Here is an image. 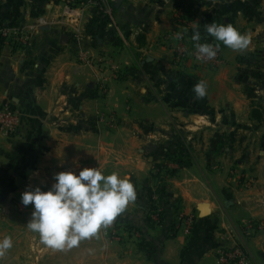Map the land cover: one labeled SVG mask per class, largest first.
<instances>
[{
    "label": "crops",
    "instance_id": "crops-1",
    "mask_svg": "<svg viewBox=\"0 0 264 264\" xmlns=\"http://www.w3.org/2000/svg\"><path fill=\"white\" fill-rule=\"evenodd\" d=\"M174 1L104 0L110 14L86 7L75 23L60 17L53 0H0V24L29 32L27 46L4 43L0 50V105L18 109L21 119L16 135L0 133V240L7 236L13 202L18 222L29 221L33 206L21 203L23 191L47 190L57 172L84 167L131 178L136 199L113 224L144 233L142 242L132 243L106 238L102 226L79 242L81 255L65 247L63 255L52 249L20 256L10 248L0 264H218L216 253L230 245L236 227L264 222V153L259 162L237 164L252 179L249 186L229 175L234 162L216 158L219 136L254 125L248 94L264 110V0H205L187 31L172 19ZM233 15V26L250 37L246 49H218L221 63L213 69L197 68L193 59L175 62L167 34H193L198 27L202 35L213 17L227 22ZM99 56L115 69L100 74ZM248 56L256 57L255 76L242 71ZM200 81L206 94L196 99L193 86ZM103 111L114 113L111 126L98 121ZM258 127L256 134L264 123ZM179 136L190 159L167 179L162 226L152 230L145 212L151 154ZM178 213L193 216L189 235L175 229ZM241 235L248 263L264 264V232Z\"/></svg>",
    "mask_w": 264,
    "mask_h": 264
},
{
    "label": "clouds",
    "instance_id": "clouds-1",
    "mask_svg": "<svg viewBox=\"0 0 264 264\" xmlns=\"http://www.w3.org/2000/svg\"><path fill=\"white\" fill-rule=\"evenodd\" d=\"M205 28L215 40L234 51H242L249 46L250 37L231 24L213 22ZM181 38V34L177 33L176 39ZM191 38L197 42L196 60L215 57L218 45L199 43L198 27L193 28ZM193 92L196 99L203 98L206 94L205 82L196 83ZM54 181L47 190L37 186L23 191L21 203L33 206L27 227L39 234L42 243L56 249L72 248L81 240L96 236L102 226H110L136 199V190L129 176L120 177L114 172L104 175L97 167H84L78 173L60 171L54 175ZM11 247V238L5 236L0 240V255Z\"/></svg>",
    "mask_w": 264,
    "mask_h": 264
},
{
    "label": "built area",
    "instance_id": "built-area-1",
    "mask_svg": "<svg viewBox=\"0 0 264 264\" xmlns=\"http://www.w3.org/2000/svg\"><path fill=\"white\" fill-rule=\"evenodd\" d=\"M56 4L61 6V18L72 20L77 23L82 16L83 11L86 7H92L97 9H103L110 14L108 8L104 5V0H53ZM181 13V12H180ZM175 22L181 25H186L189 20L182 14H178L174 18ZM185 35H181V39H176V35L167 34L163 39L169 46L174 54L176 62L183 65L188 59H193L195 64L198 66H209L215 67L221 63V57L219 51H216V55L212 59H203L201 61L196 60L198 55L195 44L197 42L193 41L192 38ZM0 37L3 38L4 43H7L10 47H25L29 43V32L24 31L19 27L0 24ZM171 43V44H170ZM199 43H204L199 41ZM209 44L210 42H206ZM170 44V45H169ZM214 46V45H213ZM83 61L88 62L89 60L85 57L82 58ZM95 64L98 66V71L100 74L106 69H115L112 62L108 57L99 56L95 60ZM99 82V90L102 93L106 92L105 80L97 75ZM115 120V115L113 112H100L98 114V121L108 123L112 125ZM20 111L13 108L8 104L0 105V133L5 136H14L17 134L20 126ZM176 165L173 161L164 162L165 168H173ZM159 169V168H158ZM157 168L154 169L156 173L159 171ZM175 169V168H174ZM153 171V169H152ZM162 187L159 185L152 186L149 192V206L147 210L148 219L150 225L153 229L159 228L162 225V211L156 204L159 194H161ZM176 230L182 229L186 234H190L193 225V216L184 213H178L175 218ZM263 227V228H262ZM248 230L245 235L256 234L258 232L264 231V226L258 221L251 223L248 226ZM105 233L110 238H115L124 241H130L132 243L142 242V236L139 231L135 228L118 227L116 224L108 226L105 229ZM231 243L216 253V260L218 264H249L248 263V252L246 246L243 242L242 236L240 237L236 232H232Z\"/></svg>",
    "mask_w": 264,
    "mask_h": 264
},
{
    "label": "rangeland",
    "instance_id": "rangeland-1",
    "mask_svg": "<svg viewBox=\"0 0 264 264\" xmlns=\"http://www.w3.org/2000/svg\"><path fill=\"white\" fill-rule=\"evenodd\" d=\"M204 2H205V0H202V4L199 6V9L203 6ZM178 14L181 15L179 9L177 7H174V11H173V14H172V19H173L174 23L176 25L184 27L186 29V31H187V29L190 27V24L193 22L194 19L193 20H189V23L183 26L181 24H178L174 20L175 16L178 15ZM186 34L187 33L185 32V36H186ZM187 36L190 38V37H192V34L188 33ZM203 42L206 43V41H203ZM210 43H212V42H210ZM214 46H216V45L214 44ZM262 50H264V49H261L260 51H262ZM255 60H256L255 56L254 57L253 56H248L247 57L245 63L248 66L242 64V71H244L243 73H247V74L253 75V76L258 74V73H256L257 64H256ZM175 62H176V60H175ZM242 62H244V60ZM178 65H180V64H178ZM197 68H200V69H210V68H212L213 69V68H216V66L215 67L200 66V67H197ZM256 78H258V77L256 76L255 79ZM260 88L262 89L263 86L262 87L260 86ZM248 95H249L248 99H249V106H250V116H251L252 121L254 122V125L252 124V127H250V129L248 128V129L244 130L246 132H244V131L242 132L241 131L242 133L233 134V135L222 134L221 136L218 137V141H219L220 138H225V137H228V136H232L233 139L230 142H225L220 149H218V143H217V149H216L217 150L216 153L218 154V156L216 158L221 159V160H225L224 162H234L233 164L230 165V168H229V175L232 176V179L235 178V180H237L238 183H244L247 186H249V185H251L253 183L252 179L249 178L250 176L249 177L244 176V173L242 171L237 170V168H236L237 164H239V162H253L252 164H254V162H259L262 153H264V139L260 138L261 135H263V137H264V133H262V132H264V129L262 131H260L258 134L254 133V131H255L254 128H256L258 130V128H259L258 124L260 122H261V124L264 123L263 122V120H264V110H262L259 105L255 104V101H254L252 95H250V94H248ZM255 107L256 108H260V111H261L260 112V117H259L261 119L260 121H257L256 118L252 117L251 110H252V108H255ZM263 107H264V104L262 105V108ZM250 133H252V134H250ZM182 146L185 149L184 150L185 158L187 160H189L191 152L189 150H187V148L185 147L184 143H182ZM161 152H162V150L159 149L157 151V153H159V155L155 154L154 156H152V160H151L152 167L151 168L153 169V171L151 169V172L156 174V171H154V169H156V167H154V165H153L154 163L162 165L163 167H162L161 173H163V175L165 176V181H167V179L169 178L168 171H170L171 169H174V168L176 170H178L180 168V166L176 164L173 168H169V167L165 168L164 162L169 161V160L164 159L163 156L161 155ZM252 164H251V166H252ZM149 178H150V175H149ZM150 179H151V182H152L151 187L152 186L154 187V185L158 186L159 181L156 182V180H154L152 177ZM151 187H150V189H151ZM162 190L163 191H161V194H159V196L157 198V201H156V204L161 209V211H162V208L160 206V202H161V200H162V198L164 196V193L166 192V183L163 185ZM12 204H14V206H12L9 209V212L7 213L8 214L7 236L10 237L11 240H12V247H11V251H10L11 255H20V256H22V255H32V254L33 255H48L49 253H52L51 252L52 249L54 250V252L63 255V253H64L63 249H56V248H51L50 249L49 246H47V245H45L44 243L41 242L38 233L33 232L30 229L24 230V228H23L24 224H25V227H26L27 223H28V220H25V219L22 218L18 222L17 213H16V204H15V202H13ZM148 206H149V200H148ZM148 206L146 207V211H145L147 218H148V215H147ZM162 215H163V213H162ZM28 219L29 220L31 219V215L28 216ZM256 221H258L259 223H261L264 226V222L263 221H259V220H256ZM256 221H250V222L242 224L241 226L236 227L235 232L240 237L242 236L241 234L245 235V232L249 229L248 226L251 223H254ZM148 222H149V219H148ZM162 222H163V216H162ZM3 223H4V221H3ZM111 225H113V223ZM149 226H150V228L152 230H157L162 225L159 228L153 229L152 226L150 225V222H149ZM174 227L176 228V224H174ZM107 228L108 227H104V236L106 238H109V239H115V238H110L105 233V229H107ZM262 232H264V231H262ZM41 243L43 244V247H41ZM70 251L71 252H68L69 254L81 255L85 251V249L83 247H80L79 244H78L77 246L70 248ZM14 264H32V263L31 262L30 263H26V262L22 263V262L17 261Z\"/></svg>",
    "mask_w": 264,
    "mask_h": 264
},
{
    "label": "trees",
    "instance_id": "trees-1",
    "mask_svg": "<svg viewBox=\"0 0 264 264\" xmlns=\"http://www.w3.org/2000/svg\"><path fill=\"white\" fill-rule=\"evenodd\" d=\"M202 4V0H175L174 1V5L175 7H177L179 9V11L181 12V14L186 17L188 20H193L197 13H198V9L199 6ZM196 6V7H195ZM96 9V8H95ZM233 20H234V15L231 16L230 18H228L227 22H224L222 18H212V22L217 23V24H231L233 25ZM201 36L200 41H206V42H212L213 45L215 44L216 46L218 45V49H222L225 47V45L222 42H219L217 40H215L214 37L210 36L207 32L203 33ZM4 45V40L3 38L0 37V50L2 48V46ZM260 108H252L251 110V114L253 118H256L257 121H260L261 119L260 117ZM233 139L232 136H228L225 138H220L218 141V149H220L222 147V145L225 142H230ZM161 149V155L163 156L164 159L169 160V161H173L175 162L177 165H179L180 167L185 166L188 164V160L185 158V152H184V147L182 146V141H181V137L179 136L177 138V140H175L172 144H165L163 146L157 147L151 155H159V153H157V151ZM154 167H156L157 169L159 168V171L154 174V173H150V178L152 177L154 180L159 181L158 186H162L166 183L165 181V176L163 175V173H161L162 171V165L160 164H153ZM176 173V169H171L170 171H168L169 176H173ZM155 182V183H156ZM163 191V190H161ZM163 193V192H162ZM127 228H133V227H127ZM136 229V228H135ZM139 231V233L142 236L143 239V235L144 233L142 231H140L139 229H137ZM145 242V241H144ZM144 246V243H143Z\"/></svg>",
    "mask_w": 264,
    "mask_h": 264
},
{
    "label": "water",
    "instance_id": "water-1",
    "mask_svg": "<svg viewBox=\"0 0 264 264\" xmlns=\"http://www.w3.org/2000/svg\"><path fill=\"white\" fill-rule=\"evenodd\" d=\"M207 212H208V210H203L201 214L204 215V214H206Z\"/></svg>",
    "mask_w": 264,
    "mask_h": 264
}]
</instances>
